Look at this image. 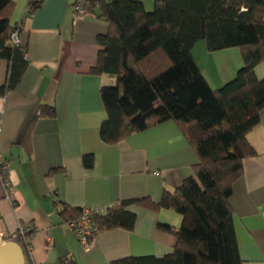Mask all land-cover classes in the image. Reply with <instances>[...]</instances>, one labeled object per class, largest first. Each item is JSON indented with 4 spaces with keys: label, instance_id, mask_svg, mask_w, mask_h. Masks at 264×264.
Masks as SVG:
<instances>
[{
    "label": "crops",
    "instance_id": "crops-1",
    "mask_svg": "<svg viewBox=\"0 0 264 264\" xmlns=\"http://www.w3.org/2000/svg\"><path fill=\"white\" fill-rule=\"evenodd\" d=\"M12 1L11 25L23 24L21 40L29 65L17 87L0 96V155L7 165L5 175L0 170L3 239L17 240L21 224L33 231L25 252L27 264H60L67 256L77 264H110L128 256L171 253L177 242L174 231L182 224L175 209L132 204L129 209L137 215L133 230L102 229L95 246L84 251L68 226L69 216L58 205L84 209L143 197L159 201L165 190L174 191L195 174L199 157L194 148L174 120L106 143L100 133L107 118L101 88L116 78L95 74L92 68L102 48L97 37L108 33L109 23L96 14L77 17L75 0H45L31 13L27 0ZM143 3L148 11L155 8V0ZM193 55L215 89L233 79L243 65L239 48L212 52L205 40L195 45ZM8 70V61H1L0 85ZM255 72L264 78V60ZM41 105L54 106L55 116H40L24 138ZM247 139L256 155L244 159L230 202L241 258L246 264H264V112ZM89 154L94 160L86 167L84 156ZM52 169L60 170L50 173Z\"/></svg>",
    "mask_w": 264,
    "mask_h": 264
},
{
    "label": "trees",
    "instance_id": "trees-1",
    "mask_svg": "<svg viewBox=\"0 0 264 264\" xmlns=\"http://www.w3.org/2000/svg\"><path fill=\"white\" fill-rule=\"evenodd\" d=\"M38 5L33 4L29 13ZM86 8L109 23L108 33L97 37L102 48L92 72L116 78L101 88L107 112L102 139L117 143L153 123L174 120L199 157L195 174L174 191L165 190L159 201L123 200L97 216L100 230H133L137 215L129 209L132 204L151 210L172 208L182 215L177 231L159 225L177 236L171 253L128 256L110 264H246L239 252L230 196L243 175L244 159L256 155L247 135L264 112V78L255 72L264 60V0H156L152 11L143 0H97L86 2ZM13 10L12 0H0V62L9 63L7 79L0 85L3 97L17 87L29 65L10 38L15 30ZM200 40L212 52H242V67L222 87L210 85L194 58ZM55 113L54 106L41 105L24 138L40 116ZM93 160L85 155V166L91 167ZM82 212L63 210L69 220ZM32 234L18 232L25 252ZM60 264L77 262L67 256Z\"/></svg>",
    "mask_w": 264,
    "mask_h": 264
},
{
    "label": "built area",
    "instance_id": "built-area-1",
    "mask_svg": "<svg viewBox=\"0 0 264 264\" xmlns=\"http://www.w3.org/2000/svg\"><path fill=\"white\" fill-rule=\"evenodd\" d=\"M28 1V11L29 8L34 4H40L45 0H27ZM142 1V0H139ZM156 1V0H155ZM74 10L75 15L77 17H83V16H95V14L91 11H89L86 8V1L85 0H75L74 3ZM15 30L11 34L10 38L14 45L18 46L19 48H22L24 57L29 60L28 53L25 50L24 45L22 44L21 40V32L23 30V27L20 23L15 24L14 26ZM0 170L3 175L6 174L7 165L2 158V155H0ZM9 196L12 194V189H7ZM58 210L63 211L64 205L59 204ZM108 208L106 207H100V208H84L82 215L78 219H72L68 221V226L71 230L76 234V236L79 239V243L84 251L91 250L95 244H96V237L97 234L100 232V227L97 222V216L103 215L107 213ZM18 232L21 234H25L27 232V227L25 225H20ZM3 233L0 231V241L3 243L5 240L3 239ZM52 237L48 236V247L52 248Z\"/></svg>",
    "mask_w": 264,
    "mask_h": 264
},
{
    "label": "water",
    "instance_id": "water-1",
    "mask_svg": "<svg viewBox=\"0 0 264 264\" xmlns=\"http://www.w3.org/2000/svg\"><path fill=\"white\" fill-rule=\"evenodd\" d=\"M0 264H27L25 250L17 240L0 243Z\"/></svg>",
    "mask_w": 264,
    "mask_h": 264
},
{
    "label": "bare ground",
    "instance_id": "bare-ground-1",
    "mask_svg": "<svg viewBox=\"0 0 264 264\" xmlns=\"http://www.w3.org/2000/svg\"><path fill=\"white\" fill-rule=\"evenodd\" d=\"M0 243H1V241H0Z\"/></svg>",
    "mask_w": 264,
    "mask_h": 264
}]
</instances>
